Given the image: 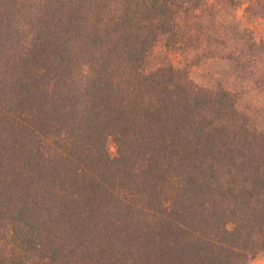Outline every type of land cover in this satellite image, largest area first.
Returning a JSON list of instances; mask_svg holds the SVG:
<instances>
[{
  "label": "trees",
  "instance_id": "16d2710c",
  "mask_svg": "<svg viewBox=\"0 0 264 264\" xmlns=\"http://www.w3.org/2000/svg\"><path fill=\"white\" fill-rule=\"evenodd\" d=\"M254 21L264 0H0V264L264 253Z\"/></svg>",
  "mask_w": 264,
  "mask_h": 264
},
{
  "label": "rangeland",
  "instance_id": "374dc122",
  "mask_svg": "<svg viewBox=\"0 0 264 264\" xmlns=\"http://www.w3.org/2000/svg\"><path fill=\"white\" fill-rule=\"evenodd\" d=\"M240 16L243 15V11L240 10ZM259 32H264V21L253 22ZM198 74H203V71L198 70ZM110 151L114 154L116 152L115 146L113 143H110ZM249 264H264V253H260L257 257H255Z\"/></svg>",
  "mask_w": 264,
  "mask_h": 264
}]
</instances>
